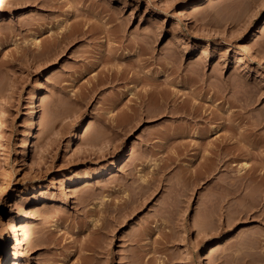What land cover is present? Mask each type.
Masks as SVG:
<instances>
[{
    "label": "rangeland",
    "instance_id": "rangeland-1",
    "mask_svg": "<svg viewBox=\"0 0 264 264\" xmlns=\"http://www.w3.org/2000/svg\"><path fill=\"white\" fill-rule=\"evenodd\" d=\"M263 162L264 0H0V264H264Z\"/></svg>",
    "mask_w": 264,
    "mask_h": 264
},
{
    "label": "bare ground",
    "instance_id": "bare-ground-1",
    "mask_svg": "<svg viewBox=\"0 0 264 264\" xmlns=\"http://www.w3.org/2000/svg\"><path fill=\"white\" fill-rule=\"evenodd\" d=\"M263 164H264V162H263ZM242 166H243V168L248 167V165L245 162H244V164H242ZM259 174H262V172L261 173L259 172ZM263 174H264V172H263ZM248 201H249V199H248ZM8 209H10L9 206H8ZM6 213H8V211L5 212L4 214H6ZM8 218H9V216H8ZM7 226L11 227V226H9L8 223H6V219L0 217V232L5 239V242H8V240L10 239L8 236ZM18 245H20V240H19V238H16V244L14 246H18ZM6 246H7V243L5 244V248H6ZM217 248H218V246L216 248H214L213 250H216ZM213 250H211V251H213ZM11 264H16V263L12 262Z\"/></svg>",
    "mask_w": 264,
    "mask_h": 264
}]
</instances>
